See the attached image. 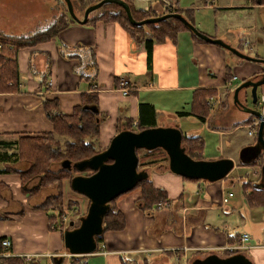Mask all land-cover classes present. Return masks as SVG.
Here are the masks:
<instances>
[{
  "label": "crops",
  "instance_id": "1",
  "mask_svg": "<svg viewBox=\"0 0 264 264\" xmlns=\"http://www.w3.org/2000/svg\"><path fill=\"white\" fill-rule=\"evenodd\" d=\"M137 1L143 0H133V6L141 8L136 5ZM152 1H155V5L142 7L141 10L151 7L156 13L163 12L160 0ZM174 6L179 8L175 3ZM210 8H229L219 9V12L234 10L247 13L253 19L248 30L236 27L234 34L228 30H224V33L232 37L233 46L239 47L242 52L248 47L254 52L250 55L264 57V40L261 39L264 33L259 32V20L256 19L261 16L264 28V5L249 0H214ZM189 34L183 30L177 34L176 42L169 38L156 42L151 48L149 70L142 41L114 22L71 24L59 32L57 40L50 39L20 48L16 53L20 72L19 89L13 93H0V139L14 142L19 136L51 131L53 125L42 107L43 99L56 98L60 111L67 115L82 102V94L90 92H96L98 96L97 131L101 148H106L111 138L124 127L125 118L132 119L133 124L137 121L139 102L154 106L157 126H174L188 136H199L187 134L181 129L183 120L195 118L198 121L195 116L178 118L172 114V109H159L157 101L170 98L173 96L170 93L182 91L184 101H189L183 112H189L193 90L213 89L216 93L207 99V104L215 98H221L223 102L214 104L216 107L210 109L202 122L206 124L212 111L224 103L225 94L222 91L230 88L239 77L241 80L260 77L264 65L258 66L255 62L238 57L231 59L234 68L230 73L236 78L228 85L224 73L229 65L226 50L214 44L198 42ZM58 41L67 46L80 45L94 49L97 72L92 85L74 70L79 59L64 58L59 53ZM255 47H261V51L255 50ZM121 78L128 80L130 91L127 95L117 88ZM93 85H96L95 89ZM242 98L245 99V95ZM219 135H223L220 130ZM221 157L231 158L228 154ZM198 159L212 160L203 156L201 151ZM27 165L23 162L0 163V169L5 170L0 172V239L6 237L10 240L7 250L0 247V258L32 253L52 254L51 258L45 257L40 262L71 264L72 255H67L65 251L62 233L51 229L47 213L36 207L41 203V197L37 192L30 195L25 193L20 186V175L14 170H25ZM167 166V162L161 161L144 170L155 187L165 190L168 208L146 214L136 205L140 197L138 188L119 195L114 204L125 218V227L104 232L103 242L97 251L74 256L85 264H170V259L190 264L188 258L191 255L228 245L225 229L214 228L209 223V210L215 208L221 213L225 212V206L221 208L218 205L223 191H226L225 178L214 182L187 180L171 172ZM61 185L64 200L71 198L77 201L83 211L88 208V198L74 193L68 180H63ZM175 197V206L171 207V200ZM157 220L160 224H157ZM261 252H256L257 258L258 262L264 264V252ZM0 264H4L1 259Z\"/></svg>",
  "mask_w": 264,
  "mask_h": 264
},
{
  "label": "trees",
  "instance_id": "2",
  "mask_svg": "<svg viewBox=\"0 0 264 264\" xmlns=\"http://www.w3.org/2000/svg\"><path fill=\"white\" fill-rule=\"evenodd\" d=\"M71 1L73 4L74 13L77 17L80 18L81 16L78 15V13H81L83 16L82 12L85 10V8L92 3L98 2L99 0ZM124 1H126L130 6V11L135 20H142L144 18L159 15V13H156L154 10H152L151 7L141 10V8H135L133 6V0ZM160 1L162 2V0ZM173 1L177 6L179 5L180 0ZM202 1L205 2V0ZM249 1H251L252 3L264 5V0ZM61 2L65 5V2L63 0H61ZM161 4H163V13L161 14L168 12H178L184 15L188 19V21L194 24L193 8H180L178 6L179 8L168 7V9H166L167 6L163 2ZM219 9L229 8H213V11L217 12ZM93 12L94 11L89 14V18L84 24L92 25L98 21H102V23L114 22L115 24H119L122 28L127 30L132 36H135L142 41L145 46L144 49L146 50V63L148 70L151 68V48H153V45L156 42H162L166 38H169L173 42H176L178 37L177 34L183 30L188 31L190 33L189 35H191L196 41L204 42L196 35H193V33H191L181 22H179V20L175 18H167L157 23H148L140 26H133L129 24L128 18L125 14V11H123V8L117 4L105 3L97 10H95V12H98L97 15H92ZM72 23L78 22L70 17L65 6V9L62 10L57 20L50 23V25L37 30L31 35L18 36L14 34H6L4 31L0 30V93H13L14 91H17L19 89L20 72L17 68L18 65L16 60V53L20 48L33 46L40 42L49 41L50 39H57L59 32ZM238 49L240 50L239 47ZM93 50L94 49L92 47L83 48L80 45L67 46L63 43L59 44V53L63 57L79 59L78 64L76 66L74 65V70H76V72L80 74L81 78L86 79V81H88L90 85L95 82L94 75L97 72ZM230 72L231 68L228 65L226 67V71H224L226 82L232 77V74ZM42 83L44 84V82ZM226 89L229 91L231 90L230 88ZM215 93L216 91L210 88L193 90L192 99L190 100L191 102L189 112L179 111L178 114H181V116L190 114L195 116L199 121L204 122L211 109L207 104V99L214 96ZM257 101L258 98L254 103L256 108ZM96 103H98V96L96 92L84 93L82 94V102L74 106L72 112L66 115L61 112L59 106H57L58 101L56 98H53L51 100L45 98L42 101V107L44 109V112L48 116V120H50L53 125V129L51 131L41 132L37 135L19 136V138H17V140H15L14 142L0 139V163L26 162L28 164L25 170H14L17 174L20 175V186L25 193H28L30 195L31 193H34L42 187L57 185V195L55 194L53 196L50 195L49 197H46L41 204L36 206L37 208L42 209L43 212L47 213L48 219L50 221L55 219V221L57 220L59 222L60 220L61 212L59 210H61L60 206H63V194L60 189L62 180L68 179L70 181V179L73 176L77 175V173L81 175H89L92 172L89 168H86L82 171H78L77 169L68 171L65 168H61V166L57 167L56 170L52 167L54 165L61 164L62 161L68 159L70 162L81 161L105 149L101 148L98 144V113L93 114L90 111L83 109V106L85 104L97 106ZM155 114L156 110L151 103L139 102L137 121L133 124L132 119H130L129 117L125 118L124 127L121 129L140 131L147 127L157 126ZM250 117L251 120L255 118L252 115H250ZM120 130H118L117 132H119ZM256 135L257 133L255 132L253 134L254 141H256ZM181 141L186 150V154L194 159H198V154L200 153V151H202L204 146V140H202V137L188 136L182 133ZM138 150H136V153ZM143 150L145 152L144 154H142L144 162L140 163V165L143 167L156 165L159 161L168 162V156L162 148ZM156 158H159L157 162L155 160ZM262 160L263 153H260L250 161L244 162L242 160H239V163L241 165L248 166L256 164L257 162L261 163ZM3 171L5 172L4 169H0V172L3 173ZM182 178L187 179L186 177ZM35 179H37L38 183L33 185L32 187H28L27 185ZM260 179V176L258 181H251L246 178L241 186L243 191H247L249 189L247 195H245L243 192L244 198L247 202L246 204L248 206H254L264 209V187L260 185ZM136 188L140 190V197L137 199L136 205L142 211L150 213L152 209H157L156 206L158 202L168 201L165 190L155 187L152 184V181H150L148 174L145 178L137 181L136 185L131 190ZM116 199L117 197L109 202L110 208L103 216V231L98 236H95L97 249L98 246L103 242L102 235L104 232L109 230L118 231L122 230L125 227V218L123 214L118 209H116L114 204ZM51 211H53V213ZM55 229L59 230L61 233H63V231L65 230L59 225H57V228ZM239 236V233H226L227 244L233 245L235 243H238ZM223 253L225 256H231L232 254V252L229 251H224ZM0 259L4 264H42L40 260L34 258L26 260L23 255L2 256ZM70 260L71 264H85L83 263L82 259L74 255L71 256ZM59 263H57V261H52V264Z\"/></svg>",
  "mask_w": 264,
  "mask_h": 264
},
{
  "label": "rangeland",
  "instance_id": "3",
  "mask_svg": "<svg viewBox=\"0 0 264 264\" xmlns=\"http://www.w3.org/2000/svg\"><path fill=\"white\" fill-rule=\"evenodd\" d=\"M170 1V0H169ZM166 6L167 4L162 1ZM160 2V3H162ZM159 3V4H160ZM171 3L174 4V1L171 0ZM136 5L142 7H147L148 5H155V1H137ZM203 5H206L205 8ZM65 6L61 0H0V30L4 31L6 34H14V35H24L28 36L35 33L37 30L44 28L50 23L57 20L62 12L65 9ZM180 8H193L194 12V21L195 27L203 32L206 35L212 36L215 38H220L222 40H226L227 43L231 44V46L235 45L232 37L227 36L224 30H228L230 33L234 34L236 27L243 28L248 30L250 26L253 24V19L248 16L245 12L240 11H229V12H214L213 8H210L212 4H207V0L203 2L202 0H180L179 5ZM202 6V7H201ZM210 6V7H208ZM169 5L166 7L168 9ZM171 8V7H170ZM163 13V12H161ZM159 13V15H161ZM97 15L98 12H93L92 15ZM82 18V14L78 13ZM259 15L256 19L259 20V32L264 33V28L261 23ZM76 24V23H72ZM71 25V24H70ZM85 25V24H83ZM261 39L264 40V37L261 36ZM57 40V39H56ZM224 40V41H225ZM59 44V41H58ZM235 47V46H234ZM261 47H255V50H259ZM244 53L250 55L249 53H254L248 47H245L243 50ZM228 55L229 65L231 70H233V61L231 59H235V55L230 52H226ZM252 56V54L250 55ZM66 58V57H64ZM264 58V57H261ZM258 66H261L262 63H255ZM76 66V65H75ZM241 77L238 80H235L230 85L231 90H223L222 92L225 94L224 103L215 111H212V116L209 121L202 123L201 121H197L195 118L190 120H183L184 124L181 126L183 132L190 135H199L202 136L204 140V146L201 151L202 155L208 157L209 159H218L222 154H228L231 159L234 161V168L230 171V173L224 179V184H226V191H232L234 197L230 198L229 202L225 204L223 211L228 212L229 214H225V212H220L215 208L213 210H209L210 215V224L215 227L224 228V232L228 234L233 233H243L245 232L249 240L246 242L248 244V249L242 251V254L245 257L251 259L254 264H261L258 262L257 251L258 253L264 252V209L254 206H248L246 200L244 198V194H248V190H242L241 184L244 183V180L249 179L251 181H258L260 176V167L261 163L257 162L253 165H241L239 163V157L242 151L253 149L256 141H254L253 135H248V124L252 123L250 114L244 112L240 108H238L233 103V91L237 87L238 84L241 83ZM264 94V84L257 88L258 97L261 94ZM169 95H173L170 98L160 99L157 102V107L159 109H172L174 111L173 115H177L176 117H189L188 115L178 114L179 111H184L186 107L189 105L188 100L184 101V92L176 91L175 93H170ZM243 99L242 97H244ZM238 99H240L246 106L255 108V104L251 102L250 88L241 89L238 93ZM221 102V98H220ZM223 102V101H222ZM216 105V104H215ZM218 105V104H217ZM209 107L213 110L216 106L214 104H209ZM184 119H187V118ZM161 125L164 122L159 120ZM160 126V125H159ZM246 126V127H245ZM219 130L222 131L223 135H219ZM220 136V138H219ZM144 150L140 149L137 151L136 156H138V166L136 169L139 170H149L151 166H141L140 163L144 162L142 158V154H144ZM156 162L159 158L155 159ZM161 160V159H160ZM161 162V161H159ZM158 162V163H159ZM26 163V162H23ZM157 163V164H158ZM168 163V162H167ZM260 163V164H259ZM156 164V165H157ZM61 164L54 165L52 168L56 170L57 167H60ZM260 165V166H259ZM78 174V173H77ZM68 180V179H63ZM62 180V182H63ZM69 181V180H68ZM61 182V184H62ZM37 179L33 180L28 184V187H32L37 184ZM60 184V189L62 191V185ZM38 193L41 198L39 200L41 203L45 200L46 197L50 195H57L58 189L57 185L53 186H45L35 193ZM74 192V191H73ZM244 192V194H243ZM77 193V192H74ZM127 193V192H126ZM79 194V193H77ZM119 197V195H118ZM117 197V198H118ZM63 206L61 205V212L59 222L55 219L51 220L55 222V228L59 225L63 229H71L77 227L80 223V217L84 216L87 212L80 208L79 203L77 201H73V199L62 198ZM176 197L173 198L172 206H175ZM186 201V198H185ZM40 203V204H41ZM160 210V209H156ZM155 209H152L150 213H157ZM53 213V211H51ZM146 214L148 212L144 211ZM178 218V216H177ZM179 219V218H178ZM171 220V219H170ZM176 220V218H175ZM172 221V220H171ZM178 221V220H177ZM58 222V224H57ZM179 222V221H178ZM57 224V225H56ZM157 224H160V221L157 220ZM217 228V229H219ZM236 244V243H235ZM233 244V245H235ZM257 250V251H256ZM224 251H227L222 248H213L206 249L200 251V254L191 255V261L194 258H203L207 254L215 253L219 257H225ZM199 252V251H196ZM47 257L45 254H42L40 260H45ZM50 258V257H48ZM128 259V258H126ZM135 259L136 258H132ZM152 259V257H151ZM170 264H182V260L177 262L176 260L170 259ZM130 263V262H129Z\"/></svg>",
  "mask_w": 264,
  "mask_h": 264
},
{
  "label": "water",
  "instance_id": "4",
  "mask_svg": "<svg viewBox=\"0 0 264 264\" xmlns=\"http://www.w3.org/2000/svg\"><path fill=\"white\" fill-rule=\"evenodd\" d=\"M65 2L67 13L78 23L84 24L92 11L97 10L105 3H114L123 8L128 18L129 24L140 26L148 23H157L167 18L179 20L193 35L202 39L206 43L223 47L224 50L232 53L238 59L262 63L264 58L250 56L236 46L226 41L204 34L199 31L194 24L178 12H168L158 16L135 20L130 11V6L124 0H99L88 5L82 12V18L74 13L71 0ZM264 84V72L258 78L242 80L233 91V103L238 108L248 114L260 119L261 113L256 108L246 106L240 99L238 93L241 89L250 88L251 102L254 104L257 97V88ZM84 110L93 114L98 113L95 105L83 106ZM256 135V144L253 149L242 151L239 160L250 161L260 153H263V160L260 167V185L264 187V122L258 123ZM182 132L179 128L172 126H154L147 127L140 131L121 129L108 142L107 147L95 155L89 156L78 162L64 160L61 162V168L68 171L77 169L82 171L86 168L91 169L89 175L77 174L73 176L69 185L70 188L87 197L89 200L87 212L80 218L77 227L66 229L62 233L65 251L71 255H86L96 251L97 244L95 236L102 233L103 216L110 208L109 202L118 195L131 190L137 181L145 178V170L138 171V156L136 150L162 148L167 156V168L174 174L186 177L187 179H198L208 182H214L226 177L234 168V161L228 157H221L214 160L194 159L188 154L182 144ZM191 264H254L250 258L242 253L231 254V256L219 257L215 253H210L203 258H194Z\"/></svg>",
  "mask_w": 264,
  "mask_h": 264
},
{
  "label": "built area",
  "instance_id": "5",
  "mask_svg": "<svg viewBox=\"0 0 264 264\" xmlns=\"http://www.w3.org/2000/svg\"><path fill=\"white\" fill-rule=\"evenodd\" d=\"M164 1L167 6L169 5V7L171 8H175L174 4L171 3V1L169 0H162ZM214 0H207V4H212ZM1 46V45H0ZM236 77L235 76H232L231 79H229L226 83L228 85L231 84L232 80H234ZM50 84V83H49ZM92 88H96V85H93ZM117 88L118 90H120L122 92L123 95H127L129 93V83H128V80L124 79V78H121L118 82V85H117ZM258 98V101H257V111H259L261 113V118L258 119V118H254L252 120V123L248 124V130H247V134L248 135H253L256 131H257V128L259 126L258 123H260L261 121L264 122V94H261ZM211 99V98H210ZM220 103V99L218 98H215V100L213 101H208V104H219ZM233 197V192L232 191H223L222 195H221V199L219 201V207H224L225 204H227L230 200V198ZM169 206V203L168 201H162V202H158L156 208L157 209H166L168 208ZM55 222L53 221H50V228L51 229H55ZM249 240V237L248 235L243 232L240 234L239 236V239H238V243H236L235 245H226V246H223L224 249H226L227 251L229 252H232V254H235V253H242V251L244 252V250H247L249 247H248V244H246V242H248ZM10 246V240H8V238L4 237L2 239H0V247L4 250H7ZM47 257H50L52 256V254H45ZM67 255H71V254H68ZM25 257L26 260H29L31 258H34V259H37V260H40L42 254H25L23 255ZM46 264H52V261H50L49 263H46Z\"/></svg>",
  "mask_w": 264,
  "mask_h": 264
},
{
  "label": "flooded vegetation",
  "instance_id": "6",
  "mask_svg": "<svg viewBox=\"0 0 264 264\" xmlns=\"http://www.w3.org/2000/svg\"><path fill=\"white\" fill-rule=\"evenodd\" d=\"M255 108H256V107H255ZM193 260H194V259H193ZM193 260H192V261H193ZM192 261H191V262H192Z\"/></svg>",
  "mask_w": 264,
  "mask_h": 264
}]
</instances>
